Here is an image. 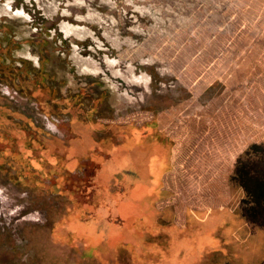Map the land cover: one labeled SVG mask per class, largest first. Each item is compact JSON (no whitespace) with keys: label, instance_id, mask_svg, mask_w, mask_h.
Masks as SVG:
<instances>
[{"label":"rangeland","instance_id":"1","mask_svg":"<svg viewBox=\"0 0 264 264\" xmlns=\"http://www.w3.org/2000/svg\"><path fill=\"white\" fill-rule=\"evenodd\" d=\"M0 264H264V0H0Z\"/></svg>","mask_w":264,"mask_h":264}]
</instances>
